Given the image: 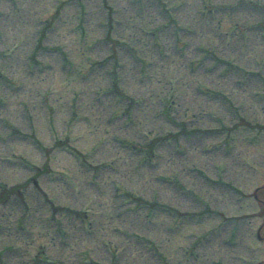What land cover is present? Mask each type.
Listing matches in <instances>:
<instances>
[{"label":"rangeland","instance_id":"1","mask_svg":"<svg viewBox=\"0 0 264 264\" xmlns=\"http://www.w3.org/2000/svg\"><path fill=\"white\" fill-rule=\"evenodd\" d=\"M22 183L0 264H264V0H0Z\"/></svg>","mask_w":264,"mask_h":264}]
</instances>
